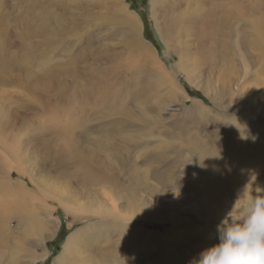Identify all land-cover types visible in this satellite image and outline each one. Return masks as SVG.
I'll return each mask as SVG.
<instances>
[{"label":"rangeland","instance_id":"374dc122","mask_svg":"<svg viewBox=\"0 0 264 264\" xmlns=\"http://www.w3.org/2000/svg\"><path fill=\"white\" fill-rule=\"evenodd\" d=\"M120 4L156 63L133 47ZM0 25L4 61L16 68L23 59L10 81L0 73V128L20 137L31 169L19 167L12 181L37 194L34 183L46 188L44 178L70 205H96L104 199L88 183L92 165L118 199L110 212L74 211L52 197L45 211L31 201L55 225L39 236L14 195L0 191L3 259L16 249L36 264H55L66 247L83 264H193L217 242V225L244 186L264 188L242 176L244 166L221 164L244 141L250 156L259 151L264 177V0H0ZM70 108L81 124L75 135L91 129L68 143L74 154L65 149ZM77 234L72 246L68 237Z\"/></svg>","mask_w":264,"mask_h":264},{"label":"bare ground","instance_id":"6f19581e","mask_svg":"<svg viewBox=\"0 0 264 264\" xmlns=\"http://www.w3.org/2000/svg\"><path fill=\"white\" fill-rule=\"evenodd\" d=\"M117 10H119L118 11V14L119 15H122L121 18L126 22L127 25H129V29L131 31V32H129V34H131L133 36L134 40H135V41L133 39L130 40V42H132L133 47L136 49V51L141 52V53L147 51L146 53L150 54V58L153 60L154 63H156V59H155L154 53L151 51V49L149 47H147L144 43H142L139 40V37H138V33L140 34V32H139V23L136 20V18L134 17V15L129 14L126 11V8L122 4L119 5V9H117ZM255 24H256V26H258L259 25V22L256 21ZM2 30L3 29H2V27L0 25V31H2ZM2 51L4 52L3 55H2ZM5 54H6V57H3ZM8 56H9V54H8L7 41L5 40V38H2L1 35H0V73H4L5 74V77L4 78H7V80H9V79H11V77H13V76L10 77L9 75H12V73H14V69H17L19 67V70L17 71V73H20V70H22L20 68V66H21V63L23 62V59H22L21 63L20 62L17 63V67L14 68L13 66H16V65L11 66V65H8L4 61L5 59L8 58ZM45 73H47V71ZM25 74H27V73H25ZM33 75H35V74H33ZM40 79H41V84L44 83L43 80H45V79L47 80V78H45V79L43 78V80H42V78H40ZM19 80H20V78H19ZM101 87H103V86H101ZM97 90H99V89H97ZM113 92H115L114 88L111 89V93H113ZM106 103H108V102H106ZM72 109L73 108H70V111H68L69 116H68V114H66L67 117H68V120H66L65 125H63L64 126V133H65V140L67 141L66 146H65V149L68 152H70V154H74L75 151H77V148L75 147V144L73 146H69L68 143L73 142V139L74 138H80V140H83V138H85V139L88 138L87 136H88V134H89V132L91 130L90 128L86 127L85 128V133H81V136L80 135H78V136L75 135V128L77 126H81V124L77 121L78 119H76V117H74L73 114L71 113L72 112ZM54 116L56 118V115H54ZM8 121H10V120L8 119ZM12 123H14V121L11 122V124ZM148 123H150L148 125H151V122H148ZM10 127H12V126L6 125L5 128H10ZM99 127H100V129H102L103 128L102 124ZM113 127H115V126H113ZM150 129H151V127H150ZM115 131H116V129H115ZM103 132H105V131H103ZM133 139L131 141L137 142V139H140V137L137 136V138L134 137ZM19 140H20V137L16 136V134H14L13 131H11L9 133H6L4 130H2L0 128V146H3V148L1 149V152H0V157H1V160H2V166L0 165L1 166V168H0V187H3L4 188V189H0V191L1 192L3 191L5 193L6 192L7 193L10 192L11 194L14 195L15 199L18 201L16 203L15 209H17L18 211H20L26 217V219L28 221V224H29V230L31 232L33 231L32 234H34V232H35L39 236L44 235L43 231L46 228L45 225L49 224V227L48 228L52 227V225H53L54 229H55V225L51 221H48L47 222L46 220H44V218L41 215V211L40 212H36L34 209H32V206H29V203L31 201H33V202H39L41 204L42 209L45 210V211L48 210V209H51V207H53L52 205H50V202H48V200H50L51 197L52 198H57V200L59 202L68 205V208L73 209L74 211L76 210L74 208V206L77 208V210H80L82 212H88V211H93V212H95V211H97V212H110V211L116 210V208H118V205H117L118 199H116V198H114L112 196L113 193L115 192V190L112 189V188L113 187L115 188V186L111 187L112 184H110L108 182V178L105 177L100 170H95V169L91 168L92 165H90V164H85L87 166L90 165L88 167V169H87V172H88V181H89L88 183H90L91 185H93V187H95V189L100 192V197L104 199V200H98L96 198V202H98V203H95L96 205H94L93 203L89 202L88 200L87 201H84V200H81V201L74 200L73 202L75 204L70 205L67 200L63 199L59 195L62 192V189L58 185H56L54 183L47 182L44 178H43V181L42 182H44L46 184V188L40 182L41 180L38 181L36 179L37 181L35 183L32 182V183H34V184L37 185V188L36 187L34 188V191H36L37 194L35 192H33L32 190H29V188L25 187V185H22L20 183L18 184L16 182H13L12 179H11L12 173H13V171H19L20 170L19 167L23 168V166H24V168H25L26 171H28V172L31 171V169L27 165H25V163L22 161V151H23V149L20 147L21 145L19 144ZM244 143H245L244 141L243 142L242 141L241 142L238 141L235 145L232 144V145L236 146V149H234V150H236V153L234 151H232L233 152V156H230L229 157V160H227L224 163L222 162L221 164H223L224 165V168H227V170L230 169L232 171H233V169L231 167L233 165H242V168L244 166V170H242V172H243L242 173V176H243V174H245L246 176H250L251 181L253 182V180H254L255 183L262 182V181H264V177H261V172L259 174H257V172L259 171V167H260V165H259L260 156L257 154L259 151H257V152L255 151L256 153H253L252 152L253 153V157L250 156L251 154L250 153H247L245 151V148H247V146ZM128 144H130V142ZM184 144H185V142H184ZM67 146H69V147L67 148ZM185 146H186V144H185ZM111 150H110L111 152H109L108 150L107 151L110 153V155H112L113 157H115V154H113V153L116 152V149H114V147H113V149H111ZM251 157L253 158V160L250 161L249 163H245L246 160L244 162L242 161V159H244V158H251ZM99 160H101V159H99ZM121 161H122L121 166H123V167H121V170L123 168L125 170L126 167H124V166L126 165L125 164L126 163V160L123 158ZM128 161H129V159H128ZM130 166H132V165H130ZM108 170L111 171L110 166H109V169ZM105 175H108V174H105ZM172 175H170V176H172ZM225 176H223V177H225ZM26 185H28V184H26ZM222 186L221 187H220V185L219 186H216L217 187V188L215 187L216 188V191H218V189L221 190ZM104 189H108L109 191H104ZM21 198L23 200H19ZM133 215L134 216H137V217H149V216H151V215H147L146 213L141 212L139 210H137V212L133 213ZM57 223H59V222H57ZM90 229H91L90 226H85V227H83V228L80 229L79 234L87 233ZM24 232L27 234V232L25 230L23 231V233ZM79 234H77V235H71V236L68 237V239H69L68 242L72 246H73V243H77L78 242L77 241V236ZM49 236L50 235L45 234L44 238H47ZM64 245H68L69 246V249L71 251V245H69L67 242ZM63 249L64 250L59 254V256H57V258L55 260V264H83V263L79 262L78 260L73 259L70 256V252H68L66 250V247H63ZM21 252H22V250H16L15 249L14 251H11V253H8L7 254V258H4V259L0 255V264H36V260H37V257L36 256H34V255L32 256V254H27V255H25V256L22 257V256H20V253ZM26 256L31 257V261L30 262L27 260ZM22 258H26V260H22Z\"/></svg>","mask_w":264,"mask_h":264},{"label":"clouds","instance_id":"9594fccd","mask_svg":"<svg viewBox=\"0 0 264 264\" xmlns=\"http://www.w3.org/2000/svg\"><path fill=\"white\" fill-rule=\"evenodd\" d=\"M216 231L193 264H264V188L246 184Z\"/></svg>","mask_w":264,"mask_h":264}]
</instances>
